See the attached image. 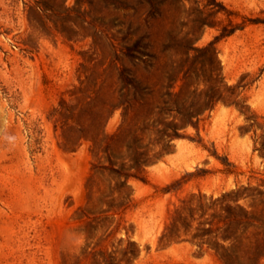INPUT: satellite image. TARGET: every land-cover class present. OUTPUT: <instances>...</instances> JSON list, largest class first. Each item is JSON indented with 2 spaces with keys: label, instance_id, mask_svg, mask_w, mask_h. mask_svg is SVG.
<instances>
[{
  "label": "rangeland",
  "instance_id": "1",
  "mask_svg": "<svg viewBox=\"0 0 264 264\" xmlns=\"http://www.w3.org/2000/svg\"><path fill=\"white\" fill-rule=\"evenodd\" d=\"M193 1L0 0V264H89L83 250L118 258L128 242L138 250L131 264H223L207 245L160 236L182 200L264 205L256 194L264 191V0H216L242 28L218 37L227 23L220 11L196 34L195 45L214 49L225 82L239 85L247 114L218 102L129 178V198L112 202L123 207L83 231L117 197L99 176L88 201L86 183L97 161L91 137L122 120V108L113 109L119 71L138 88L139 117L169 107V35Z\"/></svg>",
  "mask_w": 264,
  "mask_h": 264
},
{
  "label": "trees",
  "instance_id": "2",
  "mask_svg": "<svg viewBox=\"0 0 264 264\" xmlns=\"http://www.w3.org/2000/svg\"><path fill=\"white\" fill-rule=\"evenodd\" d=\"M174 1L184 6L189 0ZM201 1L194 0L197 6L187 9V19L180 24V30L173 28L170 31L169 90L166 92L169 107L159 106L139 117L144 105L137 96L138 88L131 78L124 75L123 69L119 71V101L113 109L122 108V120L115 132L96 131L91 137V150L97 161L92 164L93 174L86 183L88 201L98 190L95 180L99 176L106 180L108 190L116 192L117 197L106 200L107 208L101 211L106 213L105 216L91 218L85 223L83 231L86 234L89 228L103 225L110 217V210L124 206L112 202L116 198H129V178L143 172L147 164L167 152L170 142L180 136L179 130L196 124L218 102L236 105L247 114L246 106L239 100V85L225 82L211 45H195L199 29L214 26L216 23L211 19L220 11L226 14L227 23L218 28V37L232 34L242 28V24L232 23L229 18L231 12L220 2L204 0L201 4ZM134 52V48L125 47L124 54L129 59L137 58ZM167 103L168 100L163 101V104ZM136 113L137 118L133 120ZM156 145L160 146L158 151H154ZM259 152L264 158V134ZM262 193L264 191L257 189V195ZM182 203L174 207L160 239L172 241L184 237L200 247L207 245L217 253L223 264H259L264 258L263 204H251L252 209L249 210L241 204H201L199 201L198 204H185V200ZM209 210L211 218L207 215ZM80 212L81 216L89 217L90 212L85 214L83 209ZM137 254V248L129 242L119 249L118 258L114 251L90 249L81 252L84 258L90 259L89 264H131ZM73 264H79L78 257Z\"/></svg>",
  "mask_w": 264,
  "mask_h": 264
}]
</instances>
